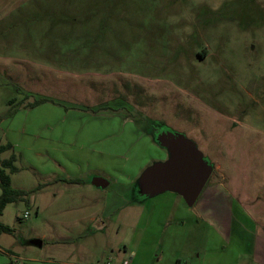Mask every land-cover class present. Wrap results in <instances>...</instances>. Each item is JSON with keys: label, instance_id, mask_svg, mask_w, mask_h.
I'll use <instances>...</instances> for the list:
<instances>
[{"label": "rangeland", "instance_id": "374dc122", "mask_svg": "<svg viewBox=\"0 0 264 264\" xmlns=\"http://www.w3.org/2000/svg\"><path fill=\"white\" fill-rule=\"evenodd\" d=\"M33 1L0 0V116L22 107L0 123L15 144L1 159L16 154L12 185L31 191L0 216V264H134L137 247L141 264H211L209 224L189 217L224 199L264 231V0H76L66 23L61 0ZM166 132L212 173L161 226L151 209L172 193L143 198L137 182L169 158Z\"/></svg>", "mask_w": 264, "mask_h": 264}, {"label": "crops", "instance_id": "0c3cea01", "mask_svg": "<svg viewBox=\"0 0 264 264\" xmlns=\"http://www.w3.org/2000/svg\"><path fill=\"white\" fill-rule=\"evenodd\" d=\"M18 109L13 111V114L9 115L8 113H6L8 115L6 117L13 118L14 116H17L19 114ZM20 109H22V107ZM13 145L15 147L14 143ZM104 178L107 179V177ZM66 179L70 178H63L62 180L67 181ZM211 192L212 194H214L213 192L215 191ZM168 193L172 194L170 195V198L167 197V200H165V202H163L162 204L157 203L155 205L156 208H152L153 205H150V207L148 208H152V213L155 216H157L158 212V214H160L161 216H164L165 214L167 217V213L173 207L178 209V205H180L179 202H185L183 197L179 194L173 192ZM212 204L211 207L214 210L210 215L204 216L199 212L201 216L194 214L193 220H191V217H189V221H191V223L196 220L197 222H200V220H202L203 223L206 222L207 224H209L210 231L208 233V236L212 242L210 243L211 246L206 248L207 250L205 251L206 255H209L208 253H210V257L208 259L206 258L207 260H205L207 262L209 261L211 264H250V258H252L253 264H264V231H262V228L260 226L256 225L254 219L251 217L250 212L246 208L238 207V204H235L233 201L228 199H224L223 203L220 202V204L224 207L223 212L218 211V209H216L217 207ZM166 217L164 216V219L161 220V226L168 225V217ZM196 218H198L199 220ZM182 225H185V221L182 223ZM178 238L181 239V236H178ZM180 248L182 250V246H180ZM176 251L178 252L175 259L178 258V254L181 253L180 250ZM234 252L235 254H237L236 257L232 254ZM140 253L141 252L139 251L138 247L137 251L132 250L131 259L135 260L134 264L142 263ZM155 257L156 264H160L162 261V254H157ZM180 261L182 263V260ZM128 264H130V262H128ZM173 264H176V261L173 262Z\"/></svg>", "mask_w": 264, "mask_h": 264}, {"label": "water", "instance_id": "95a60500", "mask_svg": "<svg viewBox=\"0 0 264 264\" xmlns=\"http://www.w3.org/2000/svg\"><path fill=\"white\" fill-rule=\"evenodd\" d=\"M158 139L168 150L169 158L154 163L142 172L137 182L138 192L151 197L173 192L182 196L188 206H194L211 176L212 167L196 143L183 134L166 132ZM92 184L107 188L110 182L104 177L95 176ZM30 243L42 247L43 241L33 239Z\"/></svg>", "mask_w": 264, "mask_h": 264}, {"label": "trees", "instance_id": "16d2710c", "mask_svg": "<svg viewBox=\"0 0 264 264\" xmlns=\"http://www.w3.org/2000/svg\"><path fill=\"white\" fill-rule=\"evenodd\" d=\"M75 2H80V1H76V0H61L60 1L61 7H60L59 11L56 13V17L61 16L63 19L58 21V18H56L55 20L58 21L57 23L65 22L66 19H68L67 18L68 13H66L67 11L65 9L68 7V5L75 3ZM32 4H36V5L39 4L40 5V2L38 0L37 1L34 0ZM82 6L85 7V10H86V5H82ZM82 12L84 13V8L82 9ZM39 14H40V16L43 17V16H45L46 12L44 11V13H42L39 11ZM15 102L16 101L11 100L9 103L13 105ZM45 102H48V100H46V99L36 100V101L28 104V106H25V108L26 107L33 108V107H36V106H38L42 103H45ZM6 116H8V115L6 114V115L0 116V123L6 118ZM13 149H14V146L11 142L3 143L1 138H0V189H1V193H0V216L2 215L4 209L6 208V206L8 204L14 203L17 201L26 200L27 196L31 192V191H27V190H23V189L14 188L12 185L11 174L19 171V168L15 164L17 161L16 154L13 152L8 158L1 159V155L4 152L11 151ZM68 181L74 182L77 180L70 179ZM141 197L144 198V196H141ZM3 233H12V229L8 225H5L2 222H0V235ZM176 264H182V263L180 260H177Z\"/></svg>", "mask_w": 264, "mask_h": 264}, {"label": "built area", "instance_id": "2783aa9c", "mask_svg": "<svg viewBox=\"0 0 264 264\" xmlns=\"http://www.w3.org/2000/svg\"><path fill=\"white\" fill-rule=\"evenodd\" d=\"M29 215H30L29 212L26 211V212L23 214L22 218L27 219V218L29 217ZM124 264H128V261H125Z\"/></svg>", "mask_w": 264, "mask_h": 264}, {"label": "flooded vegetation", "instance_id": "af4514ba", "mask_svg": "<svg viewBox=\"0 0 264 264\" xmlns=\"http://www.w3.org/2000/svg\"><path fill=\"white\" fill-rule=\"evenodd\" d=\"M208 181H209V180H208ZM207 183H208V182H207ZM206 186H207V184H206ZM206 186H205V187H206Z\"/></svg>", "mask_w": 264, "mask_h": 264}]
</instances>
